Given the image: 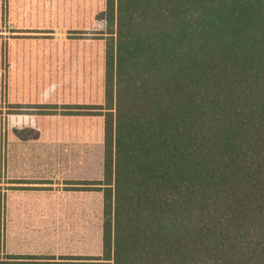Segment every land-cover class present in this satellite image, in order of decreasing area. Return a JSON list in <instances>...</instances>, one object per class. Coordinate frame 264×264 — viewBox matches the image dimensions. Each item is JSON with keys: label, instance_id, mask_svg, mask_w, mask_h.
<instances>
[{"label": "trees", "instance_id": "16d2710c", "mask_svg": "<svg viewBox=\"0 0 264 264\" xmlns=\"http://www.w3.org/2000/svg\"><path fill=\"white\" fill-rule=\"evenodd\" d=\"M100 16L101 256L0 264H264V0H105Z\"/></svg>", "mask_w": 264, "mask_h": 264}, {"label": "rangeland", "instance_id": "374dc122", "mask_svg": "<svg viewBox=\"0 0 264 264\" xmlns=\"http://www.w3.org/2000/svg\"><path fill=\"white\" fill-rule=\"evenodd\" d=\"M0 6L2 8V0ZM104 7L105 0H6L3 6L0 26L6 38L3 88H7L11 72L7 56L11 41L7 39L12 40L13 36L14 39L43 41L31 49L45 53L40 67L48 76L52 99L57 96L62 101L47 107L51 117L59 115L61 121L57 127L54 123L46 126L45 134L64 143L61 153L73 150L76 155L73 161L60 160L56 173L52 164L51 189L59 191V200L43 215L44 226L49 232L44 241H35L37 245L41 244L44 252L37 256H101L102 192L94 190L96 186L88 183L102 180L103 116L96 108L104 105L105 46L101 33L105 30V22L100 16ZM36 10L44 11V15H34ZM22 27L40 29H15ZM1 108L4 125L0 127V153H4L12 135V128L7 126L11 106L4 103ZM33 134L32 130H22V135ZM83 153H89L92 160L84 158ZM3 162L5 164L6 159ZM89 176L95 180H84ZM55 177L57 185H54ZM4 181L0 174V189L8 188ZM88 191L98 193V199L86 197ZM5 217V204L0 200V244ZM4 256L0 252V257Z\"/></svg>", "mask_w": 264, "mask_h": 264}, {"label": "crops", "instance_id": "0c3cea01", "mask_svg": "<svg viewBox=\"0 0 264 264\" xmlns=\"http://www.w3.org/2000/svg\"><path fill=\"white\" fill-rule=\"evenodd\" d=\"M34 12H36L34 15H44V11ZM2 20L3 12L0 6V26ZM15 29L32 31L40 28ZM12 34L14 32L11 36ZM4 36L0 31V106L3 107L4 103L11 106L7 126L12 128V135L6 152L0 153V174L2 182L5 180L4 185L8 186L7 189L3 187L0 189V200L4 202L6 208L0 252L5 255H44L43 247L40 243L37 245L35 241H44L49 229L44 226L43 215L45 210L49 211L52 203L56 205L59 200V191L51 189L52 164L56 173L60 160L73 161L76 155L73 150L61 153L64 143L57 137L51 141L52 139L45 134L46 126L54 123L57 127L61 121L59 115L51 117L47 107L62 101H59L57 96L52 99L48 76L40 67L45 60V53L31 49L36 44H43V41L14 39L13 36L11 38L15 42L7 39L11 41L7 53L11 72L7 88L4 90L2 81L3 46L6 39ZM3 125L1 114L0 127ZM25 129L32 130L34 136L22 135V130ZM15 131L21 134L16 135ZM51 144L54 145L53 148ZM82 156L92 160L89 153H83ZM95 162L97 164L96 158ZM97 177L96 167L95 178ZM56 178L54 185H57ZM84 180L93 182L95 179L89 176ZM85 196L90 199L94 196L96 200L98 199V193L94 191L86 192Z\"/></svg>", "mask_w": 264, "mask_h": 264}]
</instances>
